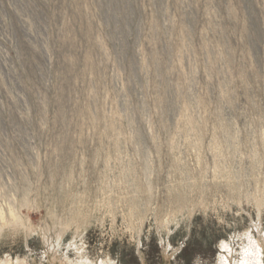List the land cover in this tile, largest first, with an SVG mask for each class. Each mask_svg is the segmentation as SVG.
Here are the masks:
<instances>
[{
	"label": "rangeland",
	"instance_id": "374dc122",
	"mask_svg": "<svg viewBox=\"0 0 264 264\" xmlns=\"http://www.w3.org/2000/svg\"><path fill=\"white\" fill-rule=\"evenodd\" d=\"M245 201L264 212V0H0V255L211 264L216 205Z\"/></svg>",
	"mask_w": 264,
	"mask_h": 264
},
{
	"label": "clouds",
	"instance_id": "9594fccd",
	"mask_svg": "<svg viewBox=\"0 0 264 264\" xmlns=\"http://www.w3.org/2000/svg\"><path fill=\"white\" fill-rule=\"evenodd\" d=\"M216 207L220 211H227L228 215L235 218L236 223L229 221L226 224H222L220 220H217V224L221 225L222 228L227 229V231H225L223 237L215 244L216 254L215 257L212 258L211 264H264V212H260L259 209L246 201L241 204H233L228 210L223 209L219 204H217ZM242 208L244 211H241ZM249 210H251V215H249ZM208 213L211 218L216 219V212H214L211 207H209ZM197 214L202 215L204 222H207L209 216H206L203 211L194 213V216ZM241 216L246 218V221L243 224L239 222ZM257 222L260 225L259 228L255 226V223ZM69 233H71V231L67 232L65 237L68 236ZM21 235L25 240H30L33 237H36H25L24 232L21 231L17 236L8 237V239L11 242L18 239ZM85 235L87 234L85 233ZM249 235H251L255 243L250 242ZM3 239V235L0 234V240ZM40 239L43 248L39 252L34 250L35 259H33V253L29 252V247H25L26 254H16L13 256L12 252L8 251L0 255V260H5L6 264L8 258H10L11 264H21V262H23V264H46V262H41L40 256L47 246L45 245L43 238L40 237ZM106 239L107 237L103 235L100 236V240ZM64 243H67V241H64ZM12 245H14V243ZM61 252H63V249H61ZM53 254L54 253H49V256ZM75 255L76 253L74 251L69 250L70 258L75 257ZM87 255L90 264H100V259L103 258V253L98 255L91 250H89ZM26 257L27 259L25 260ZM61 259H63L62 256ZM64 264H67V261H65Z\"/></svg>",
	"mask_w": 264,
	"mask_h": 264
}]
</instances>
